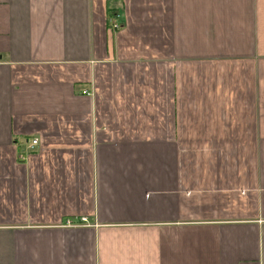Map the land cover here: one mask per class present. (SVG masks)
<instances>
[{"label": "crops", "instance_id": "0c3cea01", "mask_svg": "<svg viewBox=\"0 0 264 264\" xmlns=\"http://www.w3.org/2000/svg\"><path fill=\"white\" fill-rule=\"evenodd\" d=\"M0 264H264V0H0Z\"/></svg>", "mask_w": 264, "mask_h": 264}, {"label": "built area", "instance_id": "2783aa9c", "mask_svg": "<svg viewBox=\"0 0 264 264\" xmlns=\"http://www.w3.org/2000/svg\"><path fill=\"white\" fill-rule=\"evenodd\" d=\"M38 144V140H33L32 142V148H34ZM84 221V220H83ZM67 226H73V224H68Z\"/></svg>", "mask_w": 264, "mask_h": 264}]
</instances>
